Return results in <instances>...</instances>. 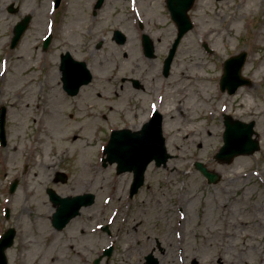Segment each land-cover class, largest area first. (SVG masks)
<instances>
[{
  "label": "rangeland",
  "instance_id": "374dc122",
  "mask_svg": "<svg viewBox=\"0 0 264 264\" xmlns=\"http://www.w3.org/2000/svg\"><path fill=\"white\" fill-rule=\"evenodd\" d=\"M52 1L0 0V106L8 109V142L0 143V234L10 226L18 229L15 243L7 250L9 263L95 264L103 250L113 245L112 255L99 264H147L149 254L159 264H257L264 244L252 235L263 237L264 229L259 228L258 234L254 226L238 221L258 212L262 204L264 217V0H247V5L242 0H196L189 11L194 27L180 43L167 77L162 74V60L176 36V24L165 10L166 0H161L160 9L167 20L157 15L160 0H106L97 13L96 0H64L54 12ZM12 2L21 6L20 12L8 11ZM25 13H32L33 20L22 42L12 49L13 26ZM115 28L129 35L128 43L122 46L114 40ZM143 31L153 35L155 58L143 53ZM50 32L54 39L44 50L43 38ZM66 50L93 60L95 77H101L95 88L103 94L99 101L93 102L82 91L93 90V84L72 97L64 96L60 86L59 90L48 86L60 80L49 60H60ZM241 50L249 53L244 74L253 83L232 95L217 88L206 92L196 101L199 108L192 120L180 116L179 71L203 64L193 70H200L204 78H191V89L198 96L203 85L220 84L222 61ZM123 74L143 78L145 88L125 82L120 86L116 77ZM104 76L113 82H105ZM112 88H118L119 95H113ZM151 102L161 103L160 110L176 116L169 134L164 122L173 157L166 166L150 164L144 186L131 196L132 172L117 174L116 165H103L105 131L125 125L140 128L150 117ZM102 113L108 114L107 119ZM225 113L256 120L260 150L230 163L215 158L223 145ZM95 116L101 124L92 131L87 125ZM62 125L65 131L83 135L85 145L90 143L88 149L97 148L93 154L88 150L82 158L79 148H59ZM208 130L216 136L211 138ZM196 160L219 172L222 179L210 183L195 167ZM224 167L233 168L238 178L224 174ZM58 172L66 173L65 182L56 181ZM16 179L18 188L8 192ZM49 187L62 196L93 192L96 201L58 230L52 224L55 206ZM40 202H45L47 225L36 217ZM226 217L232 225L226 224ZM220 257L223 263L218 262Z\"/></svg>",
  "mask_w": 264,
  "mask_h": 264
},
{
  "label": "water",
  "instance_id": "95a60500",
  "mask_svg": "<svg viewBox=\"0 0 264 264\" xmlns=\"http://www.w3.org/2000/svg\"><path fill=\"white\" fill-rule=\"evenodd\" d=\"M173 2H176L178 4L177 7L175 5V12L176 16L180 18L183 21V24H181V29L184 31L187 27L190 26L189 20L185 14L186 9L188 8V5L193 2V0H172ZM185 7V9H183ZM29 17L25 18L23 22H21L17 28H16V36L13 40V45L17 43L19 40L21 34L25 30V28L28 25ZM48 41V40H47ZM67 57L71 58L68 54ZM242 62V60H241ZM83 64V63H82ZM74 72L71 73L68 77H65V82L68 87L74 88V90L78 89V86L81 84L75 83L74 80ZM225 83H231L235 86L241 84L245 80L241 78L240 76H236L235 79L229 78L228 76L225 78ZM5 110H3V118L5 115ZM255 122L251 123H244L241 121H227L228 129L226 132V138H227V144L223 147L221 152L218 154V157L222 160H231L236 154L242 153V152H252L255 149H257L258 143L257 141L252 139L253 134V125ZM158 126H160V121L158 123ZM148 135L144 133H122V132H115L113 134L112 140L110 142V145L108 146V152L110 154L109 159L111 161H119L121 164V170L126 169H135L136 171V184L133 188V193L137 191L138 186L143 183V173L144 170L148 164V162L156 157L158 159V163H161L162 161H166L167 157L169 156L165 152V146L162 141H159L156 146L155 150L153 148L148 147ZM236 139H239L241 144H238L237 149H232V144H234V141ZM114 147V149H113ZM199 166L202 168L204 173L210 178L211 181H215L219 178V175L213 172H209L206 167H204L202 164L199 163ZM88 197L90 198L88 200ZM87 202H93L94 196L89 195L85 197ZM73 201L76 203L74 205ZM86 201H84L81 198H76L74 200L69 199V201L62 200L60 210L58 211L56 218L54 219L55 224L60 228L63 227V225L77 212V210L80 208L82 204H85ZM72 205V206H71ZM71 207V209H76L75 211L72 210L70 214L67 212V208ZM62 213L65 214V216L62 218ZM62 218V222H59V220ZM13 234L11 232H8L3 239V242L0 244V264H8V260L5 254V249L11 245L12 243ZM107 253H111V249L107 251ZM150 264H155L153 262L152 257H149Z\"/></svg>",
  "mask_w": 264,
  "mask_h": 264
},
{
  "label": "bare ground",
  "instance_id": "6f19581e",
  "mask_svg": "<svg viewBox=\"0 0 264 264\" xmlns=\"http://www.w3.org/2000/svg\"><path fill=\"white\" fill-rule=\"evenodd\" d=\"M159 3V2H158ZM242 3H245L246 5L248 4L247 0H242L241 1V4ZM156 7L158 8L159 7V12H157V15L162 19V20H165L166 16L161 12V9H160V3L156 5ZM167 20V18H166ZM232 30V29H231ZM211 31H209L210 33ZM260 34V32L257 34V36ZM257 39V37H256ZM137 48V47H136ZM192 65H188L186 67V69H190L191 71L193 72H188V71H182L181 72V79L179 80V83H177V93L178 95H181L182 97H180L179 99V102L181 103V105H179L177 107V109L179 110V112H181V115L182 117L184 118H191L193 117L194 118V115L196 114L195 110L199 108V106L197 107V104H196V101L199 100L200 98L206 96V92H214L216 90V87L213 83L209 84V85H203L201 87V92L198 94V96H196L193 92V90L191 89L192 87V81H191V78L192 77H195L196 80H202L204 77H203V73L200 72V70L194 72V70L196 69V67L198 69H201L203 64L201 63H196L193 65V68L191 67ZM194 69V70H193ZM195 73V74H194ZM212 81V79H210ZM51 87L53 88H56L57 87V84L56 83H53L51 84ZM83 92H85L86 96L88 99H91L93 102H97L99 101L100 97L102 95H99L97 96V98L95 97V95L92 93L91 89L87 90V89H84ZM173 97V96H172ZM58 103L60 102V100L57 101ZM184 109V110H183ZM181 110V111H180ZM166 115H168V119H166V128H167V131L170 133L171 131V126L172 124L175 123L176 121V116L173 114L172 115V111H169V110H166L165 111ZM193 118H191L190 120H192ZM174 122V123H173ZM95 121L91 120L89 123H88V127L90 129H92L93 131V127L95 126ZM66 129L64 128V125L60 126L59 128V137H58V140H59V148L60 147H67L68 149H76V148H79L80 149V155L82 158H86L87 156V151L89 150L90 151V155L93 154V152L95 151V149H91L89 147L90 143H87L85 145V139H84V136L83 135H79L78 133H76V131H72V129H69L67 128V131H65ZM72 138L69 140V134L72 133ZM210 136L211 138H213L214 136H216V133H210ZM213 136V137H212ZM170 144L171 146H173V141H170ZM48 167H50V165H47ZM224 174H229L231 175L232 177H234V173L235 170L233 171V168L231 169H226V167H224ZM193 173V172H191ZM195 174V173H193ZM238 174L235 175V178H238L237 177ZM40 207H38V209L35 211L36 212V217L40 219L41 223H43L44 225H47V217H48V214H47V210H46V207H44V203L45 202H40ZM225 213L227 214V210H228V207L227 205H225ZM263 209V204L259 207V211H255V213L248 217V218H245V219H242V220H239L238 223H240L241 225L243 226H254L255 227V230L256 232L259 234L261 233L260 229H264V217L261 216V213H262V210ZM226 221V224L227 225H232V222L230 220V218L226 217L225 219ZM260 228V229H259ZM229 234L228 231H225V235L227 236ZM252 239L253 240H256L258 242H260L261 244H264V236L263 237H259V235H255L253 236L252 235ZM258 245V244H257ZM76 249V252L81 255L80 251ZM59 259V258H58ZM57 259V260H58ZM258 262L257 264H264V252L261 251L258 253ZM59 262V261H58ZM218 262H224V258H219L218 259Z\"/></svg>",
  "mask_w": 264,
  "mask_h": 264
}]
</instances>
